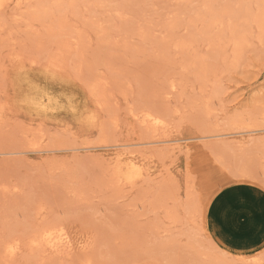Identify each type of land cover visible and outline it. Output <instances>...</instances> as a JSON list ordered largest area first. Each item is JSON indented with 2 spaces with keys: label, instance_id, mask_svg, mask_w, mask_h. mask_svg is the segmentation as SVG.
Listing matches in <instances>:
<instances>
[{
  "label": "rangeland",
  "instance_id": "rangeland-1",
  "mask_svg": "<svg viewBox=\"0 0 264 264\" xmlns=\"http://www.w3.org/2000/svg\"><path fill=\"white\" fill-rule=\"evenodd\" d=\"M18 1L0 264H264V0Z\"/></svg>",
  "mask_w": 264,
  "mask_h": 264
},
{
  "label": "bare ground",
  "instance_id": "bare-ground-1",
  "mask_svg": "<svg viewBox=\"0 0 264 264\" xmlns=\"http://www.w3.org/2000/svg\"><path fill=\"white\" fill-rule=\"evenodd\" d=\"M18 1V0H17ZM19 2V1H18ZM2 5H3V2H2V0H0V8L2 7ZM240 42V41H239ZM53 66H55V65H53ZM61 68V67H60ZM94 97V96H93ZM149 113V112H148ZM152 113V112H151ZM147 118L149 119V121H151L153 124H154V126L155 125H158L160 122H161V120L158 118V116L157 117H154L153 115L152 116H150V115H147ZM152 124V125H153ZM160 125V124H159ZM245 133V132H244ZM124 155H125V153H124ZM130 155V154H129ZM117 158V157H116ZM117 161H119V160H117ZM131 165V164H130ZM126 168H128L126 171V173L124 174V179H127V180H131V179H133L134 177H136L137 175H140L139 174V169L137 168V167H135V164L133 165V163H132V165L131 166H128V167H126ZM141 169V168H140ZM132 182V181H131ZM54 231H56V230H54ZM60 232V231H59ZM63 232V231H62ZM41 234V233H40ZM59 236L57 237V239L58 240H63L64 239V237H63V234L61 233V234H58ZM43 238H45V239H52V235H51V233H49V232H45L44 234H43ZM54 239V238H53ZM66 239H68V238H66ZM51 242V241H50ZM13 244V243H12ZM56 244V243H55ZM70 244V243H69ZM11 245V244H10ZM9 245V247H8V251L9 252H13V250H14V246L12 245V246H10ZM45 245H46V243H45ZM65 245V244H64ZM63 245V246H64ZM71 245H72V243H71ZM70 245V246H71ZM16 246V245H15ZM58 247V246H57ZM68 247V246H67ZM64 248H65V246H64ZM69 248V247H68ZM63 249V248H62ZM15 251H16V249H15ZM68 251V250H67ZM59 252V251H58ZM248 259V258H247Z\"/></svg>",
  "mask_w": 264,
  "mask_h": 264
},
{
  "label": "snow or ice",
  "instance_id": "snow-or-ice-1",
  "mask_svg": "<svg viewBox=\"0 0 264 264\" xmlns=\"http://www.w3.org/2000/svg\"><path fill=\"white\" fill-rule=\"evenodd\" d=\"M227 183H229V181H224L223 184H220L219 187H224ZM211 198V196H209V199Z\"/></svg>",
  "mask_w": 264,
  "mask_h": 264
}]
</instances>
